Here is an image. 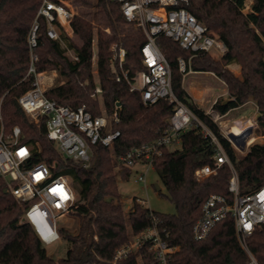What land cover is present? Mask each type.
<instances>
[{
	"label": "trees",
	"instance_id": "trees-1",
	"mask_svg": "<svg viewBox=\"0 0 264 264\" xmlns=\"http://www.w3.org/2000/svg\"><path fill=\"white\" fill-rule=\"evenodd\" d=\"M83 2L88 3L87 0ZM40 3L41 0H0V131L6 134L17 125L22 132L21 142L32 145L30 163L45 162L53 174L68 175L78 182L79 199L68 212L76 216L79 223L75 233L59 228L66 242L65 255L56 259L51 257L30 226L19 222L27 202L17 201L8 191L6 180L0 177V264H87L98 257L109 259L131 233L151 225V215L159 228L168 232L167 241L178 246L171 264H246L247 253L239 243L231 217L216 223L204 239L196 240L191 234V226L200 216L201 206L208 196L221 194L231 198L228 191L231 170L226 163L219 166L214 175L200 180L193 175L200 166H212L216 152L210 138L204 136L198 127L192 126L184 131L180 147L165 148L153 163L166 190L164 196L173 203L175 212L153 211L139 204L136 197L128 212L123 211L116 174L121 180H127L130 168L118 164L117 171H114L116 161L113 155L152 141L168 129L173 105L165 99L151 105L143 104L140 91H131L124 80L115 79L111 44L115 42L125 49L123 69L132 76L143 69L140 49L146 41L142 29L124 18L117 1L95 0L97 12L101 15V22L96 27L97 82L91 69L93 24L85 13L73 12L70 21L73 35L80 42L70 43L77 59L68 58L59 42L45 35L43 19H40L38 43L34 49L38 56L37 71L56 69L64 78L44 91L48 98L72 107L84 105L93 115L102 112L101 106L107 115L117 110L119 121L113 122L111 128L118 129L120 135L112 148L94 145L90 164L84 168L79 162L59 154L46 137L44 117L37 123L29 119L17 99L31 87L32 77L25 76L29 63L27 35ZM243 3L244 0H187L181 6L226 47L218 58L212 57L210 52H199L190 60L192 70L210 71L226 85L228 98L216 99L213 107L222 115L248 100L253 101L258 112L255 131L264 133V87L256 81L255 65L234 30V20L240 15ZM247 17L264 26V0H252ZM106 27L109 33L104 31ZM250 39L264 49L255 34H251ZM156 43L170 65L174 95L217 137L236 172L239 193L263 185L264 142L253 143L244 155H238L219 126L182 86L177 58H187L191 52L164 35H158ZM254 57L257 59L255 54ZM233 61L240 65V76L226 67ZM257 64L260 67V63ZM258 74L264 81L263 75ZM96 83L101 88L100 94L94 91ZM53 162H56L55 167H52ZM246 244L258 262L264 264V224L255 225ZM142 261L149 264V257L143 256ZM120 264L139 263L136 254H132Z\"/></svg>",
	"mask_w": 264,
	"mask_h": 264
},
{
	"label": "built area",
	"instance_id": "built-area-1",
	"mask_svg": "<svg viewBox=\"0 0 264 264\" xmlns=\"http://www.w3.org/2000/svg\"><path fill=\"white\" fill-rule=\"evenodd\" d=\"M115 1L119 3L124 18L140 27L146 37L140 49L143 69L132 76L123 69L125 49L117 43L111 45L115 79L124 80L131 91H140L143 104L151 105L159 99H165L173 105V112L168 118L169 128L152 141L132 146L116 155L117 163L128 168L141 164L143 170L137 172L135 181L144 182L145 172L153 168L155 159L162 155L163 150L174 144L180 145L181 134L192 126L198 127L204 136L210 138L216 152L213 165L200 166L193 175L198 180L203 179L214 175L217 168L226 163L231 170L228 182L231 198L221 194L208 196L201 206L200 216L191 226V234L196 240L204 239L216 223L231 217L239 243L247 253L246 264H260L248 249L246 240L255 225L264 224V184L250 192L239 193L236 172L217 137L174 95L170 65L158 47L156 37L164 35L191 52L187 58H177L182 79L194 72L190 64L193 55L211 52L212 49L222 54L226 49L224 42L211 35L205 25L181 6L187 0ZM72 16L73 9L66 0H41L27 35L29 63L25 76L32 77L31 87L17 100L32 122L37 123L42 117L45 118L46 137L53 142L62 157L77 161L87 168L94 145L112 148L119 137L120 131L111 128L113 122L119 121V114L115 110L107 115L101 106L102 112L93 115L84 105L72 107L48 98L42 85V72L36 69L38 56L34 51L38 43L40 19L45 22V35L67 49L66 41L73 36L70 24ZM72 58L77 59V56L73 54ZM94 91L96 94L101 93L98 83ZM205 113L216 124L221 117L213 103ZM230 132L231 129H226L223 135L234 145L228 137ZM21 137L22 132L17 125L6 134L0 131V177L6 180L8 191L17 201L27 202L19 222L28 224L39 242L46 247L61 239L57 221L75 203L76 193L68 175L53 174L45 162L30 163L32 145L21 142ZM55 166L56 162H53L52 167ZM136 201L141 205L145 203L144 199L138 197ZM151 220V225L131 233L109 259L98 257L87 264H120L132 254H136L139 264H143L145 255L149 257V264H171V257L178 246L167 241L168 232L165 228H159L153 215ZM93 238L96 240V236Z\"/></svg>",
	"mask_w": 264,
	"mask_h": 264
},
{
	"label": "rangeland",
	"instance_id": "rangeland-1",
	"mask_svg": "<svg viewBox=\"0 0 264 264\" xmlns=\"http://www.w3.org/2000/svg\"><path fill=\"white\" fill-rule=\"evenodd\" d=\"M88 3L83 2V0H66L68 4L73 9L74 13L81 12L85 13L87 17H89L93 24V31H94V39L92 42V57H91V69H92V75L94 79L97 82V69H96V63H97V43H96V27L98 25V22H101V15L100 12H97V7L95 6V0H87ZM250 10V7H249ZM240 18V15L236 18ZM235 19V20H236ZM234 20V21H235ZM263 26L260 22L258 23ZM241 24H237L234 26L235 33L237 35V38L239 40H242L244 42V49L249 58L252 60V62L255 65V69L257 67L256 61L254 58V54L251 53V47L250 45H247L248 43L252 42L253 40L250 39L251 34H247L245 36V28L243 29L241 27ZM264 27V26H263ZM104 31L109 33V28H104ZM244 35V37L240 34ZM239 34V35H238ZM242 36V37H241ZM76 42L80 43L79 39L73 35L72 38L66 41V48L64 54L70 58H72V55L75 53L74 49L70 46V43ZM115 43V42H114ZM112 43L111 45H113ZM111 48V46H110ZM250 49V50H249ZM210 55L212 57H220L221 54L217 52L216 49H212L210 52ZM235 62V61H233ZM231 63V62H230ZM237 63V62H236ZM229 64V63H228ZM228 64L226 67L228 68ZM238 64V63H237ZM239 65V64H238ZM240 66V65H239ZM234 67V66H231ZM229 69V68H228ZM230 70V69H229ZM232 71V70H230ZM42 85L44 86L45 90L49 87H52L56 83H59L64 80L62 76L59 75V72L56 69H45L42 70ZM241 74V72H240ZM237 76V75H236ZM254 77L256 81L263 86V84L258 79L256 73L254 72ZM219 86L221 84H218ZM217 85V86H218ZM264 87V86H263ZM221 98L223 100H226L228 98V94H224L222 96L217 97L216 99ZM215 102V101H214ZM202 104L199 106L204 111H207V109L212 105L213 102L209 104V102L202 100ZM197 104V103H196ZM198 105V104H197ZM256 104L252 102L251 100H248L244 104L236 107L235 109H231L227 111L225 114H222L220 119L217 121V125L220 128V131L222 134H224L226 129H231L232 124L236 123L238 126L243 127L245 125H248L252 127V131L250 133H247L245 137L243 138L245 140V145L242 150L236 148L234 145L235 152L238 155H244L249 146L253 143H263L264 142V133L256 132V119L258 117L257 112V106ZM102 108V107H101ZM180 145H171L170 149H176L179 148ZM114 158V171H117L118 169V163L116 160V156L113 155ZM143 170V166L135 165L130 168V175L127 180H121L119 178V175L117 176V183H118V189L120 193V201L123 207L124 213H127L132 205V200L134 197L142 198L145 200L144 205L148 207L149 209L160 212V213H173L175 212V207L171 201H169L164 194L166 193V190L160 181L157 172L154 170V168H148L147 171L144 174V182L143 181H135V178L137 176V172ZM117 173V172H116ZM68 180L70 184L72 185L75 193H76V201L79 199V189L80 186L78 182L73 179L71 176H68ZM78 218L68 212L63 217H60L57 221V225L59 227H62L63 229L70 231L71 233H75L78 229ZM61 236V234H60ZM46 252L48 255H50L53 258L62 257L65 255L66 251V242L61 236V239L51 245H48L45 247Z\"/></svg>",
	"mask_w": 264,
	"mask_h": 264
},
{
	"label": "crops",
	"instance_id": "crops-1",
	"mask_svg": "<svg viewBox=\"0 0 264 264\" xmlns=\"http://www.w3.org/2000/svg\"><path fill=\"white\" fill-rule=\"evenodd\" d=\"M251 2L252 0H244V5L240 8V18L234 21V26H236L238 23L241 24V27L243 29L245 28V36H247L249 33L255 34L261 45L264 46V27L258 23L250 21V19L247 17ZM240 35L244 37L243 33ZM247 45H250L251 53H254L257 56V59L256 57L253 58L255 59L256 64L257 62L260 63V67H258L257 64L255 73H261L264 77V49L260 47V44L257 41H252ZM228 68L232 70L235 75L240 76V66L236 62L229 63ZM257 77L264 86L262 77ZM218 84L221 85L219 86ZM182 86L192 98V100L198 104V106L202 104V100H205L210 104L211 102L214 103L217 97L228 94L224 81L210 71H194L193 73L186 75L182 79ZM136 165L142 166L141 164Z\"/></svg>",
	"mask_w": 264,
	"mask_h": 264
},
{
	"label": "water",
	"instance_id": "water-1",
	"mask_svg": "<svg viewBox=\"0 0 264 264\" xmlns=\"http://www.w3.org/2000/svg\"><path fill=\"white\" fill-rule=\"evenodd\" d=\"M251 131H252V127L248 126L245 128L244 134L246 135L247 133H250ZM228 137L238 149L242 150L244 148V145H245V140L243 139L244 135H237V134L230 132L228 134Z\"/></svg>",
	"mask_w": 264,
	"mask_h": 264
},
{
	"label": "bare ground",
	"instance_id": "bare-ground-1",
	"mask_svg": "<svg viewBox=\"0 0 264 264\" xmlns=\"http://www.w3.org/2000/svg\"><path fill=\"white\" fill-rule=\"evenodd\" d=\"M201 98V97H200ZM249 126V124L248 125H245V126H243V127H240V126H238V124H232V126H231V131L234 133V134H237V135H244V137H245V134H244V131H245V128L246 127H248Z\"/></svg>",
	"mask_w": 264,
	"mask_h": 264
}]
</instances>
